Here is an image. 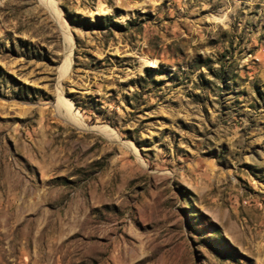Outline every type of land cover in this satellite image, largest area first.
<instances>
[{
	"label": "rangeland",
	"instance_id": "obj_1",
	"mask_svg": "<svg viewBox=\"0 0 264 264\" xmlns=\"http://www.w3.org/2000/svg\"><path fill=\"white\" fill-rule=\"evenodd\" d=\"M0 264H264V0H0Z\"/></svg>",
	"mask_w": 264,
	"mask_h": 264
},
{
	"label": "bare ground",
	"instance_id": "obj_2",
	"mask_svg": "<svg viewBox=\"0 0 264 264\" xmlns=\"http://www.w3.org/2000/svg\"><path fill=\"white\" fill-rule=\"evenodd\" d=\"M153 64H154V62H153Z\"/></svg>",
	"mask_w": 264,
	"mask_h": 264
}]
</instances>
